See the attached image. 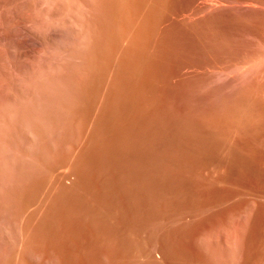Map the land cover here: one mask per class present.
Returning a JSON list of instances; mask_svg holds the SVG:
<instances>
[{
    "label": "rangeland",
    "instance_id": "1",
    "mask_svg": "<svg viewBox=\"0 0 264 264\" xmlns=\"http://www.w3.org/2000/svg\"><path fill=\"white\" fill-rule=\"evenodd\" d=\"M0 264H264V0H0Z\"/></svg>",
    "mask_w": 264,
    "mask_h": 264
},
{
    "label": "bare ground",
    "instance_id": "2",
    "mask_svg": "<svg viewBox=\"0 0 264 264\" xmlns=\"http://www.w3.org/2000/svg\"><path fill=\"white\" fill-rule=\"evenodd\" d=\"M87 33V32H86ZM85 34V33H84Z\"/></svg>",
    "mask_w": 264,
    "mask_h": 264
}]
</instances>
